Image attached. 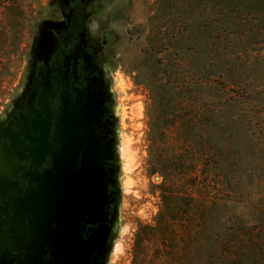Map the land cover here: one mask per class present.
Listing matches in <instances>:
<instances>
[{"label": "flooded vegetation", "instance_id": "flooded-vegetation-1", "mask_svg": "<svg viewBox=\"0 0 264 264\" xmlns=\"http://www.w3.org/2000/svg\"><path fill=\"white\" fill-rule=\"evenodd\" d=\"M0 121V264H111L122 221L119 112L96 0H55Z\"/></svg>", "mask_w": 264, "mask_h": 264}, {"label": "trees", "instance_id": "trees-1", "mask_svg": "<svg viewBox=\"0 0 264 264\" xmlns=\"http://www.w3.org/2000/svg\"><path fill=\"white\" fill-rule=\"evenodd\" d=\"M157 6L154 19L174 23V43L161 41L169 34L161 26L152 32L148 52L160 73L147 87L165 130L176 135L170 160L179 174L163 176L154 229L183 225L180 234L171 231L175 241L164 244L159 264H255L264 257V206L247 210L237 190L240 140L254 144L237 112L264 106V83L257 85L263 78L244 76L256 66L264 72V0H158ZM208 188L234 189L216 199ZM217 217L221 224L210 229Z\"/></svg>", "mask_w": 264, "mask_h": 264}, {"label": "rangeland", "instance_id": "rangeland-1", "mask_svg": "<svg viewBox=\"0 0 264 264\" xmlns=\"http://www.w3.org/2000/svg\"><path fill=\"white\" fill-rule=\"evenodd\" d=\"M55 2L0 0V121L15 102L25 81L29 50L39 21L52 13ZM157 2L96 0L89 8L90 30L99 43L103 65L112 82L120 123L118 152L123 186L122 226L111 264H159L164 244L175 241L171 231L180 234L183 228L181 223H174L167 229L162 222L158 230L154 229L163 207L160 189L163 176L179 174L170 160L177 143L176 135L174 131L165 130L164 121L152 106L151 92L147 87L160 73L155 59L148 52L152 48V32L161 26L163 32L169 33L166 40L161 41L167 45L174 43V23L167 21L162 25L154 19ZM259 48L261 56H264V45ZM258 67L253 72L244 73V76L263 78L258 80L259 86L264 83V72ZM263 111L264 106L260 105L256 109L237 112L238 124H242V128L249 127L251 133L248 136L254 143L250 144L247 138L240 140L244 146L241 153L242 184L237 190L247 210L264 206ZM217 178L226 181L224 174L218 173ZM232 189L208 188L216 199ZM254 218L248 216L247 221L253 222ZM219 224V217L212 219L210 229ZM186 259L189 261L191 257L187 255ZM255 264H264V257Z\"/></svg>", "mask_w": 264, "mask_h": 264}, {"label": "bare ground", "instance_id": "bare-ground-1", "mask_svg": "<svg viewBox=\"0 0 264 264\" xmlns=\"http://www.w3.org/2000/svg\"><path fill=\"white\" fill-rule=\"evenodd\" d=\"M122 83H123V82H122V79H121V85H123ZM123 148H124V147H123ZM123 151H124V150H123ZM125 153H126V151H125ZM123 154H124V153H123ZM124 156H125V155H124ZM120 250H121V249H120ZM117 251H118V250H117Z\"/></svg>", "mask_w": 264, "mask_h": 264}]
</instances>
